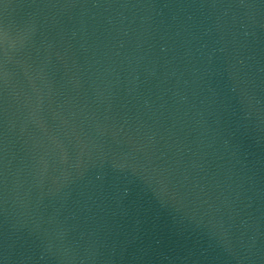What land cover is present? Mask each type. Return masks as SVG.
<instances>
[{
    "label": "water",
    "instance_id": "obj_1",
    "mask_svg": "<svg viewBox=\"0 0 264 264\" xmlns=\"http://www.w3.org/2000/svg\"><path fill=\"white\" fill-rule=\"evenodd\" d=\"M0 264H264V0H0Z\"/></svg>",
    "mask_w": 264,
    "mask_h": 264
}]
</instances>
